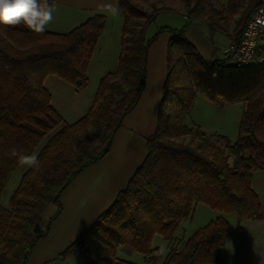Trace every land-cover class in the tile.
<instances>
[{"label":"trees","instance_id":"obj_1","mask_svg":"<svg viewBox=\"0 0 264 264\" xmlns=\"http://www.w3.org/2000/svg\"><path fill=\"white\" fill-rule=\"evenodd\" d=\"M146 1L118 0L124 17L118 68L101 78L88 113L71 124L52 107L44 82L54 74L77 88L88 85V67L107 16L96 14L66 33L0 24V264H28L32 249L63 210L65 188L108 154L146 87L148 53L162 32L171 35L168 74L148 155L113 205L62 255L81 254L87 264H132L118 256L120 248L130 247L157 264L164 251L153 247L155 235L173 241L199 203L234 214L238 221L263 216L252 174L264 170V43L247 67L229 70L228 60L199 53L186 35L189 21L181 28L160 27L147 38L160 15L179 11L167 5L147 9ZM53 2L48 0L51 6ZM177 2L188 17L206 18L210 34L228 31L233 22L232 43L237 44L264 0ZM197 94L219 108L244 105L236 140L187 124ZM92 134L99 138L96 146ZM45 138L37 154L39 166L23 173L10 208L4 207V190L21 165L18 155H32ZM50 204L57 211L43 229L40 219ZM231 230L229 220L219 216L184 240L163 264H226L221 251Z\"/></svg>","mask_w":264,"mask_h":264},{"label":"crops","instance_id":"obj_2","mask_svg":"<svg viewBox=\"0 0 264 264\" xmlns=\"http://www.w3.org/2000/svg\"><path fill=\"white\" fill-rule=\"evenodd\" d=\"M178 3L177 0H171L170 3H165L164 0H148L144 6L147 9H151L153 5L176 8L179 12L165 14H178L181 19L176 24H165L161 27L181 28L189 21L186 35L199 53L206 59L222 57V51L232 44V29L210 34L206 18L188 17L178 7ZM52 7L55 9L53 19L46 29L58 33L69 32L96 14L107 16L106 25L88 67V85L77 88L62 78L53 76L54 74L45 79L44 84L51 94L52 107L71 124L88 113L101 78L118 68L124 17L118 7V0H54ZM146 36L150 38L153 34L148 36L146 32ZM170 38L168 32H162L150 47L146 87L138 103L124 117L108 154L82 170L65 188L60 197L63 210L51 224L49 233L32 249L28 264H72L75 261L82 263L81 254L72 252L62 255V252L113 205L118 194L127 188L138 168L144 163L148 155V138L156 130L168 74ZM226 67L229 70L239 68L233 60H229ZM243 112L242 103L219 108L204 95L197 94L186 122L206 134L227 136L239 126ZM252 188L261 201L260 211L263 216L237 221L242 232L238 231V226L235 229L232 225L230 236L221 251V257L226 264H264V170L253 172ZM56 211V205L47 206L40 219L43 229Z\"/></svg>","mask_w":264,"mask_h":264},{"label":"rangeland","instance_id":"obj_3","mask_svg":"<svg viewBox=\"0 0 264 264\" xmlns=\"http://www.w3.org/2000/svg\"><path fill=\"white\" fill-rule=\"evenodd\" d=\"M164 1H165V3L171 2V0H164ZM147 4L151 5L150 3H147ZM178 7L181 10H184V12H186L185 8L183 7V5L181 3H178ZM180 19H181V17L178 14H163V15L159 16L156 19V21L150 26V28L147 31V35L148 36H151L152 34L154 35L156 33V31L158 30V28H160L162 25H165V24L173 25V24H176ZM232 28H233V22H232V25L230 27V30ZM53 76L58 78V76H56V75H53ZM238 135H239V126L237 125V127H235L234 131H230L229 135L227 134L226 137L230 138L231 140H233V139L236 140L238 138ZM46 141H47L46 138L43 139L39 143V145L36 147V149L33 151L32 154H35L37 156V154L39 153L42 146H44ZM98 143H99V138L97 137V135L92 134V138H91L92 146H96V145H98ZM220 144H222V146H223L222 142H220ZM227 152H229V150H227ZM232 160H233V157L231 156L230 161L232 162ZM28 168H29L28 166L20 165L14 171L12 176L10 177V180L6 186V189L4 190V193H3L2 199H1V203L4 207L10 208V198L13 194V191L18 186L23 173ZM222 215H224L229 220V222L231 223V227L233 225V227L235 229L237 228L238 218L236 215L224 214V213H221L220 211H217V210L210 208L206 204L199 203L195 207V214L192 216V218L187 220V221H184L181 224V226L178 228L173 241L166 240L165 238H163L159 234L155 235L154 240H153V247L154 248H162L164 251V253H163L164 255H163L162 260L157 264H163L165 259H167V257L171 253L180 250L182 248V246L184 245V242H185L184 240L189 238L197 229L204 227L211 220H214V219H216ZM118 256L120 259H122L126 262H129V263H132V264H154L149 260L147 261L146 258L144 257V255H142L141 253H138L137 251H134L130 247L120 248ZM81 259H82V263L75 261L72 264H87V259L83 255L81 256Z\"/></svg>","mask_w":264,"mask_h":264},{"label":"clouds","instance_id":"obj_4","mask_svg":"<svg viewBox=\"0 0 264 264\" xmlns=\"http://www.w3.org/2000/svg\"><path fill=\"white\" fill-rule=\"evenodd\" d=\"M54 7L48 0H0V24L8 26L23 25L35 33H43L53 19ZM12 155H18L13 151ZM21 165L39 166L38 157L18 155Z\"/></svg>","mask_w":264,"mask_h":264},{"label":"built area","instance_id":"obj_5","mask_svg":"<svg viewBox=\"0 0 264 264\" xmlns=\"http://www.w3.org/2000/svg\"><path fill=\"white\" fill-rule=\"evenodd\" d=\"M259 43H264V2L248 20L240 42L232 43L224 49L222 58L233 60L240 68H245L255 59ZM261 61L262 59L259 60Z\"/></svg>","mask_w":264,"mask_h":264}]
</instances>
